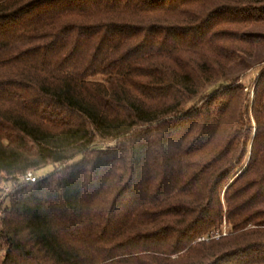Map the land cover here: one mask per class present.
Returning a JSON list of instances; mask_svg holds the SVG:
<instances>
[{"label": "trees", "instance_id": "1", "mask_svg": "<svg viewBox=\"0 0 264 264\" xmlns=\"http://www.w3.org/2000/svg\"><path fill=\"white\" fill-rule=\"evenodd\" d=\"M4 185L0 264H264V0H0Z\"/></svg>", "mask_w": 264, "mask_h": 264}, {"label": "rangeland", "instance_id": "2", "mask_svg": "<svg viewBox=\"0 0 264 264\" xmlns=\"http://www.w3.org/2000/svg\"><path fill=\"white\" fill-rule=\"evenodd\" d=\"M253 78H256V73L252 71V72L248 75V77H246L244 80H245V81H249V79H253ZM52 169H53L52 165H45V166H43L42 168H40L37 172H33V173H34L33 175H35L36 177L44 176V175H46L47 173H49L50 171H52ZM239 171H240V170H238V172H239ZM9 190H10V186H9V185H4L3 187H1V191H0V201L3 200L4 195H5L6 193L10 192ZM226 229H227L226 225L223 224V226H222V230H223V231H222V232H223L224 234H226V232L228 231V230H226Z\"/></svg>", "mask_w": 264, "mask_h": 264}, {"label": "built area", "instance_id": "3", "mask_svg": "<svg viewBox=\"0 0 264 264\" xmlns=\"http://www.w3.org/2000/svg\"><path fill=\"white\" fill-rule=\"evenodd\" d=\"M22 180H24L25 182H28V183H33L37 180V177L35 175H33L32 172H28L22 176ZM224 235L225 234L223 232H222V234H218V231H217V233H215V234H213V236L212 235L211 236L214 238H218V237L224 236Z\"/></svg>", "mask_w": 264, "mask_h": 264}]
</instances>
